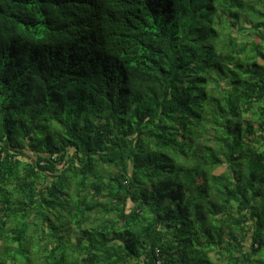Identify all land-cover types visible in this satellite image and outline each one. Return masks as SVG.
<instances>
[{"label":"trees","instance_id":"trees-1","mask_svg":"<svg viewBox=\"0 0 264 264\" xmlns=\"http://www.w3.org/2000/svg\"><path fill=\"white\" fill-rule=\"evenodd\" d=\"M0 264H264V0H0Z\"/></svg>","mask_w":264,"mask_h":264},{"label":"rangeland","instance_id":"rangeland-1","mask_svg":"<svg viewBox=\"0 0 264 264\" xmlns=\"http://www.w3.org/2000/svg\"><path fill=\"white\" fill-rule=\"evenodd\" d=\"M223 170V168H220L217 170V173L221 172ZM215 258V257H214Z\"/></svg>","mask_w":264,"mask_h":264}]
</instances>
